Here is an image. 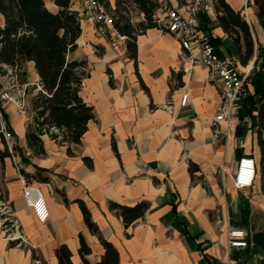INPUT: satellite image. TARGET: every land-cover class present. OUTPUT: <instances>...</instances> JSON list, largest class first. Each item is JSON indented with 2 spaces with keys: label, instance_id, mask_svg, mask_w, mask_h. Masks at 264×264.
<instances>
[{
  "label": "crops",
  "instance_id": "crops-1",
  "mask_svg": "<svg viewBox=\"0 0 264 264\" xmlns=\"http://www.w3.org/2000/svg\"><path fill=\"white\" fill-rule=\"evenodd\" d=\"M115 1L109 0L111 12ZM154 1L158 16L162 6L186 4L185 0ZM225 2L247 22L253 56L246 64L239 61L214 6L207 14L210 34L218 39V49L236 56L238 67L246 72L264 51L260 49L264 26L253 0ZM44 3L48 10H58L55 0ZM71 9L80 17L81 33L67 59L85 62L79 95L92 107L93 118L79 143H60L43 133V152L29 147L31 99L42 88L34 63H25V82L18 84L19 92H24V111L15 101L1 104L10 142L19 150L12 149L0 164V176L3 196L26 241L12 245L0 230V264H57L55 249L61 244L69 248L72 264H84L78 253L80 234L91 249L86 256L89 264H96L104 254L99 236L117 250L118 264H264V248L251 241L254 233L264 232L257 109L248 113L244 105H235L229 120L216 121L222 100L208 69L193 66L184 72L187 53L172 34L160 27L137 34L134 60L127 55L125 37L114 27L100 35L76 0H71ZM129 16L133 24L144 19L133 5ZM4 23L0 13V27ZM184 93L188 98L181 106ZM246 156L255 160L256 173L251 186L239 190L233 173L238 160ZM191 163L198 167L192 173ZM19 169L31 178L28 183L39 184L49 213L45 222H39L24 201L25 178ZM47 182L53 185V196ZM78 201L89 211L98 235L87 228ZM140 201L149 206L128 227L109 207L110 202L132 206ZM231 229L247 232V247L227 245Z\"/></svg>",
  "mask_w": 264,
  "mask_h": 264
},
{
  "label": "trees",
  "instance_id": "trees-1",
  "mask_svg": "<svg viewBox=\"0 0 264 264\" xmlns=\"http://www.w3.org/2000/svg\"><path fill=\"white\" fill-rule=\"evenodd\" d=\"M101 1L108 7L109 0ZM253 1L257 6V17L264 26V0ZM55 5L58 10L52 12L45 6L44 0H0V13L5 20L4 26L0 27V71L5 74L3 65L11 67L19 83H24L26 77L24 65L27 61H32L42 88L31 99L34 117L26 133L27 145L34 148L37 153L43 152L40 138L43 133H48L60 143H79L88 121L93 118L92 107L79 95V86L85 77L83 70L85 62L67 59V54L77 46L76 40L81 33L80 17L71 9V0H55ZM115 5V10L112 11L113 27L125 37L127 55L135 60L137 34L150 27H159L153 18L157 3L154 0H116ZM132 5L144 17L143 21L137 24L130 20L129 12ZM213 6L221 28L231 37L237 48L239 61L246 64L253 56L254 49L247 22L240 12L232 9L225 0H213ZM203 20L205 29L210 32L208 16H204ZM211 42L216 45L218 39L211 37ZM249 78L252 90L243 98L242 105L247 108L248 113L254 108L257 109V139L264 168V51L257 55ZM1 112L7 121L2 109ZM50 127L56 128L59 134L49 133ZM2 143L0 164L10 156L5 141ZM12 149L19 150L16 145H13ZM84 161L87 165L91 164L87 157ZM197 168L194 163L189 166L191 173ZM19 170L26 182H29L31 178ZM0 191L2 192L1 176ZM78 203L87 228L98 235V228L91 220L89 211L83 202ZM148 206L145 201L132 206L109 203L110 209L121 216L125 227L141 218ZM99 241L104 247V254L96 264H118V253L113 245L100 236ZM251 241L264 248V232L254 233ZM10 243L14 245V242ZM90 252V247L80 234L78 253L84 264H89L86 256ZM55 255L57 264H72L71 252L67 245H59L55 249Z\"/></svg>",
  "mask_w": 264,
  "mask_h": 264
},
{
  "label": "built area",
  "instance_id": "built-area-1",
  "mask_svg": "<svg viewBox=\"0 0 264 264\" xmlns=\"http://www.w3.org/2000/svg\"><path fill=\"white\" fill-rule=\"evenodd\" d=\"M76 1L87 13V19L94 23L97 32L103 36L107 35L108 29L113 27L114 15L105 4L101 0ZM185 2L186 4L179 8L160 7L162 15L158 16L155 13L154 21L163 31L172 34L180 42L181 48L186 51L189 65L183 66L184 72H188L193 66H204L208 69L222 100L215 120H229L232 108L242 104L243 98L249 90H252L249 76L253 67L251 66L246 72L241 71L236 56L220 51L217 45L211 42V34L205 29L203 20V17L213 9L210 0H185ZM3 69L5 70V77L9 81L0 83V136L6 142L9 153L12 154V144L9 142L11 132L2 116L1 104L7 101H15L19 110L24 111V92L18 90L17 75L14 70L6 65H3ZM187 98V93L182 94L181 106L186 104ZM48 132L59 134L54 127H50ZM57 137L60 138L59 135ZM255 173V160L250 156L241 157L233 173L234 186L239 190L251 186ZM46 186L53 196V185L47 182ZM22 192L24 201L32 210L35 218L39 222H45L49 213L39 184L28 183L23 180ZM0 230L10 242H14V245L22 246L26 241L12 207L1 191ZM227 245L229 247H247V232L243 229L228 230Z\"/></svg>",
  "mask_w": 264,
  "mask_h": 264
},
{
  "label": "rangeland",
  "instance_id": "rangeland-1",
  "mask_svg": "<svg viewBox=\"0 0 264 264\" xmlns=\"http://www.w3.org/2000/svg\"><path fill=\"white\" fill-rule=\"evenodd\" d=\"M134 14H135V12H133ZM136 16V15H135ZM6 81H9V79L7 78V77H5V74L2 72V71H0V83H4V82H6ZM16 84L18 85L19 84V81H18V77H17V79H16ZM2 141H3V138L0 136V148L2 149L3 148V143H2ZM10 141H12V139H10ZM9 141V142H10ZM6 143V142H5ZM11 143V142H10Z\"/></svg>",
  "mask_w": 264,
  "mask_h": 264
}]
</instances>
